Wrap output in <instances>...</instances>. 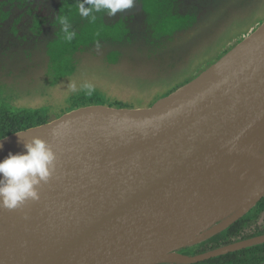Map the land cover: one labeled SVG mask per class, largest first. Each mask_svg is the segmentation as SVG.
Returning <instances> with one entry per match:
<instances>
[{"label": "water", "instance_id": "1", "mask_svg": "<svg viewBox=\"0 0 264 264\" xmlns=\"http://www.w3.org/2000/svg\"><path fill=\"white\" fill-rule=\"evenodd\" d=\"M37 136L52 147L55 169L38 200L0 207V264H194L264 243L262 234L181 252L221 233L213 229L237 213L236 203L218 208L223 188L264 171V23L152 106L74 109L0 139V161ZM263 196L258 180L244 201ZM213 210L197 241L164 259L149 256Z\"/></svg>", "mask_w": 264, "mask_h": 264}, {"label": "rangeland", "instance_id": "2", "mask_svg": "<svg viewBox=\"0 0 264 264\" xmlns=\"http://www.w3.org/2000/svg\"><path fill=\"white\" fill-rule=\"evenodd\" d=\"M63 1L0 0V108L43 109L51 121L90 105L147 108L264 23V0H155V13L145 0H135L115 16L95 14L108 23L122 20L124 38L73 53V68L61 75L48 47L63 33L56 19ZM175 16L184 17L181 26L172 32L162 27V20ZM88 20L78 14L71 30Z\"/></svg>", "mask_w": 264, "mask_h": 264}, {"label": "trees", "instance_id": "3", "mask_svg": "<svg viewBox=\"0 0 264 264\" xmlns=\"http://www.w3.org/2000/svg\"><path fill=\"white\" fill-rule=\"evenodd\" d=\"M76 2L78 3V0H64L62 3L61 14H68L70 10V21L78 15ZM155 6V0H145V7L151 13H155ZM96 17L95 21L89 18L79 31L72 30L76 35L71 41L65 38L64 33H60L49 43L48 53L53 68L61 75L67 74L73 68L70 59L73 53L97 42H102V40H122L124 38V32H127V29H125L122 20L108 23L101 17ZM183 22V16H175L162 20L161 25L162 27H170L172 32ZM49 121L51 120L43 109L0 108V139ZM262 234H264V196L245 216L238 219L226 230L193 247L184 248L181 252L196 255ZM194 264H264V243Z\"/></svg>", "mask_w": 264, "mask_h": 264}, {"label": "clouds", "instance_id": "4", "mask_svg": "<svg viewBox=\"0 0 264 264\" xmlns=\"http://www.w3.org/2000/svg\"><path fill=\"white\" fill-rule=\"evenodd\" d=\"M135 6V0H78L77 13L96 20V13L115 16ZM71 12L57 16L60 30L69 41L76 35L69 20ZM25 152L9 155L0 161V207L16 209L29 200L39 199V187L55 169L56 156L47 141L33 137L24 143Z\"/></svg>", "mask_w": 264, "mask_h": 264}, {"label": "bare ground", "instance_id": "5", "mask_svg": "<svg viewBox=\"0 0 264 264\" xmlns=\"http://www.w3.org/2000/svg\"><path fill=\"white\" fill-rule=\"evenodd\" d=\"M263 155L261 159H264V147L261 149ZM258 180L264 182V171L261 169H253L248 179L243 182H236L229 188H223L221 191V201L217 204L218 208L225 207V211L236 203L239 206L237 213L229 220L217 225L213 230H225L224 228L235 218L248 213L255 205V200L251 202H245L244 198L251 188V186ZM217 208V210H218ZM215 214V210L207 211L200 217L196 218L193 223H185L177 233L172 235L170 238L164 239L159 245L149 253L150 257L155 260L164 259L168 257V252L176 249L182 245H185L189 241H197L199 239L198 232L203 229L212 219Z\"/></svg>", "mask_w": 264, "mask_h": 264}]
</instances>
